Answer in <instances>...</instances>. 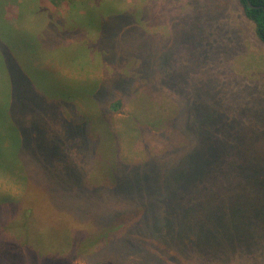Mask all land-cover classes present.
<instances>
[{
  "label": "rangeland",
  "instance_id": "374dc122",
  "mask_svg": "<svg viewBox=\"0 0 264 264\" xmlns=\"http://www.w3.org/2000/svg\"><path fill=\"white\" fill-rule=\"evenodd\" d=\"M0 12L32 80L7 96L0 52V203L15 213L0 206V224L26 226L39 252L24 264H264V219L239 211L229 227L243 234L227 237L217 213L264 218V43L237 0H0ZM46 179L78 185L54 201Z\"/></svg>",
  "mask_w": 264,
  "mask_h": 264
},
{
  "label": "trees",
  "instance_id": "16d2710c",
  "mask_svg": "<svg viewBox=\"0 0 264 264\" xmlns=\"http://www.w3.org/2000/svg\"><path fill=\"white\" fill-rule=\"evenodd\" d=\"M237 3L242 8L244 15L253 23L254 31H255L258 39L262 43H264V0H237ZM23 14H24V9L20 13L18 21L22 18ZM0 32L2 34L1 35L2 37H5L7 35L6 40L9 43L8 44V43H5L3 41V42H1V46H0V48H1L0 52L2 54V59L4 61L3 70H2V77H3V79L6 80V86H5L6 87V95L7 96L12 95L13 96L14 93H16V86H18L19 83L22 84V82L24 80V75L26 76L25 80H24V84L28 83L32 80L30 78H28L29 76L23 70V68L21 66V62H19L20 63V65H19V63L18 64L14 63V60H13L15 58L17 59L18 51L22 50L20 42L23 40V37L19 36L20 33L17 32V29L15 30L12 27L11 23H9L5 19H3L1 21ZM12 37H13L14 42H10ZM29 45L30 44H26L27 49H29V47H30ZM33 47L35 48L34 45H33ZM27 51L28 50H26V53H27ZM20 58L22 59L23 56L21 55ZM17 60L21 61L20 59H17ZM8 62L13 64V69H10V67L7 64ZM7 79L9 81L11 80L12 82H14V84L12 85V87L15 86L14 90H13V88H11V85H9L7 83ZM120 103H121L120 99L112 101L110 104L111 110L116 111L119 108ZM10 104H11V102L9 101V105ZM13 110H14V108L12 106L11 109H9L8 116H6V119L8 121H9V119H11V125H12V122H15L14 116L12 115ZM6 114H7V112H6ZM12 126H16V125L13 124ZM8 167L9 168H7V170L13 171L10 166H8ZM48 181L49 180L46 179V182H45V183H47L46 190L49 191V194H50L49 196L54 198V201H60L61 198H69L68 196L64 197L63 191L66 190V188H68L70 186L72 189L74 186L78 185L77 184L78 181L76 179L75 180L71 179V180H68L64 183L65 188L62 191L56 192L54 189V186L52 184H50ZM138 185L140 186L139 183L134 182V183H131L128 188H130V187L139 188ZM48 186H49V188H48ZM113 187H119L118 182ZM43 198H44V195H42L40 197V199L32 198V197H30V198L25 197L26 205L23 208L22 218H25L27 220L31 219L32 212H33L32 204L38 203V202L39 203L43 202ZM49 200H50V197H49ZM69 201L70 200H67V205L69 204ZM0 206L2 208H5L4 212H3V216H6L5 215L6 213L15 214L14 211L12 210L13 209L12 203H10V202L5 203L4 202V203H0ZM84 207L87 209V211H89L87 206L84 205ZM62 209H63V206H62ZM143 210H144V205H143ZM8 219L9 218H4L3 223L0 224V264H16L18 262L23 263V261L26 258L30 259L31 257L34 259L35 258L33 256L34 253H32V252H34V251L36 252V250L39 252V249H35L34 251H32V248L30 246H27V244L22 243V239H23L22 233H23L26 226L20 227L18 224L15 225L14 220L8 223ZM88 219H89V216H87V220ZM15 229H18L20 231L21 236L15 231ZM108 234H110V235H108ZM111 235H112V233L110 231L109 232L107 231V233L105 232L101 235L100 239H104L103 241L105 243H107L108 238ZM206 237H209V235L206 234Z\"/></svg>",
  "mask_w": 264,
  "mask_h": 264
},
{
  "label": "crops",
  "instance_id": "0c3cea01",
  "mask_svg": "<svg viewBox=\"0 0 264 264\" xmlns=\"http://www.w3.org/2000/svg\"><path fill=\"white\" fill-rule=\"evenodd\" d=\"M264 59V57H263ZM219 214L221 216L219 217V221L221 225L223 226V232L225 236L232 237L233 234L237 235V237L241 236L243 234L242 229L232 230L230 225H236L242 227L244 221L240 217L239 211H244L248 213L249 217L245 221L246 224L252 225L256 222L264 219L262 217L256 216V214H259L257 211H253L254 208L250 207H224V208H218L217 209Z\"/></svg>",
  "mask_w": 264,
  "mask_h": 264
}]
</instances>
